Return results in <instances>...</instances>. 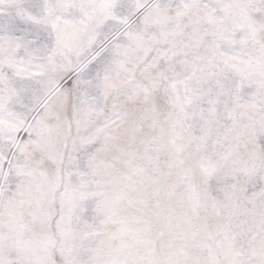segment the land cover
I'll return each mask as SVG.
<instances>
[{"label": "snow or ice", "instance_id": "1", "mask_svg": "<svg viewBox=\"0 0 264 264\" xmlns=\"http://www.w3.org/2000/svg\"><path fill=\"white\" fill-rule=\"evenodd\" d=\"M0 264H264V0H0Z\"/></svg>", "mask_w": 264, "mask_h": 264}]
</instances>
